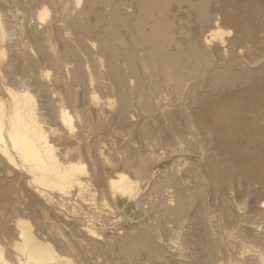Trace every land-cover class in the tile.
Listing matches in <instances>:
<instances>
[{"label":"rangeland","instance_id":"obj_1","mask_svg":"<svg viewBox=\"0 0 264 264\" xmlns=\"http://www.w3.org/2000/svg\"><path fill=\"white\" fill-rule=\"evenodd\" d=\"M13 97L81 170L45 185L6 141L9 264L18 220L72 264H264V0H0L5 130Z\"/></svg>","mask_w":264,"mask_h":264},{"label":"bare ground","instance_id":"obj_2","mask_svg":"<svg viewBox=\"0 0 264 264\" xmlns=\"http://www.w3.org/2000/svg\"><path fill=\"white\" fill-rule=\"evenodd\" d=\"M1 104L4 103L0 102V149L5 157L12 161L6 148V141L8 140L12 147L21 155L20 157L31 162V172L32 169L34 171H39L40 174H35V179L42 181L45 185H53V187L58 186L60 188L71 183L70 180L76 172L81 170V166L75 164L61 166L55 161L52 148L49 143H47L44 133L34 126L32 120L27 118L29 111H27V113L24 111L25 107L21 104V99H19V97H13L12 114L9 118L8 127L5 130L2 121L4 110H2ZM59 119L64 125H69L71 123V116L65 109L59 111ZM51 177L57 178L58 181H55L54 178ZM108 182L113 188L116 186L120 192L124 191V175L120 174L115 179H110ZM81 186H83V183ZM16 225L19 228L17 235L19 234L20 240L15 246L20 253H23L22 255L25 256L23 258L26 259L27 264H72L67 259L60 257V255L58 256L53 250L55 247L52 248L49 243H45L44 240L41 241L38 239L31 232L27 224L18 220L16 221ZM0 264H9L3 257L1 250Z\"/></svg>","mask_w":264,"mask_h":264}]
</instances>
